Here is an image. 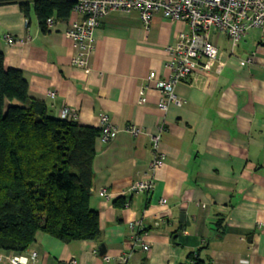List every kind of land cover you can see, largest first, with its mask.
<instances>
[{"label": "crops", "instance_id": "0c3cea01", "mask_svg": "<svg viewBox=\"0 0 264 264\" xmlns=\"http://www.w3.org/2000/svg\"><path fill=\"white\" fill-rule=\"evenodd\" d=\"M69 15L42 33L32 12L27 18L16 3L0 4L4 65L25 75L29 97L55 117L63 107L74 109L82 126L99 128L103 113L112 130L107 142L96 137L91 164L90 203L101 242L62 243L41 233L30 247L38 252L34 264H184L195 255L205 264H264V40L258 31L235 44L214 33L220 71L177 84L181 105L162 109L164 98L148 75L169 74L166 48L187 31L186 22L157 13L145 28L135 10L109 12L93 30L87 67L79 68L70 62L74 50L65 31L81 16ZM6 35L15 42L8 44ZM130 125L141 132L130 134ZM158 127L162 159L150 172V136ZM150 178L152 191L128 195L133 183ZM122 197L125 206L112 203ZM137 221L146 229L147 250L133 247Z\"/></svg>", "mask_w": 264, "mask_h": 264}, {"label": "trees", "instance_id": "16d2710c", "mask_svg": "<svg viewBox=\"0 0 264 264\" xmlns=\"http://www.w3.org/2000/svg\"><path fill=\"white\" fill-rule=\"evenodd\" d=\"M16 3L24 17L66 22L70 0H0ZM25 75L6 68L0 52V254L30 250L39 234L62 243H100L98 213L91 206L92 161L99 128L59 119L45 103L28 95ZM127 199L112 200L122 207ZM0 264H3L0 261ZM205 264L195 255L190 263Z\"/></svg>", "mask_w": 264, "mask_h": 264}, {"label": "built area", "instance_id": "2783aa9c", "mask_svg": "<svg viewBox=\"0 0 264 264\" xmlns=\"http://www.w3.org/2000/svg\"><path fill=\"white\" fill-rule=\"evenodd\" d=\"M73 6L70 14L81 18L70 20L65 31L72 41L74 54L70 59L73 66L86 68L88 57L94 47L93 30L101 22L102 17L112 11L139 12L140 19L147 28L150 19L157 13L162 14L170 21L180 20L186 22L187 31L176 33L174 42L167 45L166 51L170 57L167 64L169 74L163 79H157L155 72L148 75V81L154 82L164 101L159 103L160 108L165 109L169 104L181 105V100L175 95L174 88L177 84L187 81V78L198 72L207 76L220 71L219 50L213 38L214 33L224 34L231 43H236L248 31L257 30L259 37L264 40V0H70ZM52 20L47 21V27H51ZM9 44L14 43L11 35L4 36ZM250 53L246 61L253 59ZM145 86L140 89L139 103L145 101L142 94ZM75 117L74 109L63 107L58 118L71 120ZM101 142H107L111 137V126L107 115L100 114ZM159 128V127H158ZM127 130L132 135L141 132L135 125H130ZM159 131L150 136L152 160L149 162L150 172H154L161 164L162 153L160 152ZM153 178L133 183L128 190V195L137 192H149L154 189ZM99 194L107 198L105 189L100 188ZM162 202V201H161ZM137 233L133 239V247L140 245L143 250L147 247L143 243L145 234L144 224L137 221ZM38 252L30 249L21 254L1 253L0 261L3 264H34L37 261ZM127 256L120 257L122 263L126 262ZM74 263V262H73Z\"/></svg>", "mask_w": 264, "mask_h": 264}, {"label": "water", "instance_id": "95a60500", "mask_svg": "<svg viewBox=\"0 0 264 264\" xmlns=\"http://www.w3.org/2000/svg\"><path fill=\"white\" fill-rule=\"evenodd\" d=\"M99 248H100V254L103 253L105 249H104V247H103L102 244H100V247Z\"/></svg>", "mask_w": 264, "mask_h": 264}]
</instances>
